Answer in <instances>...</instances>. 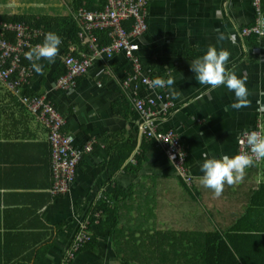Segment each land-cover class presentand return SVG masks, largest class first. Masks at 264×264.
<instances>
[{
  "label": "crops",
  "instance_id": "0c3cea01",
  "mask_svg": "<svg viewBox=\"0 0 264 264\" xmlns=\"http://www.w3.org/2000/svg\"><path fill=\"white\" fill-rule=\"evenodd\" d=\"M148 1V32L139 40L138 80L133 79V61L120 53L95 60L74 90H57V81L63 77L57 76L65 67V58L72 49L75 57L83 49L70 47L66 53L60 37L55 62L38 61L43 65V75L34 71L26 84L29 95H46L53 100L65 120L64 133L71 135L78 146L93 144V151L79 164L70 195L53 192L50 130L0 83V258L18 257L7 264H123L108 233L88 229L97 235L96 248L79 251L73 243L107 185L128 192L144 180L165 178L169 186H155L132 199L128 205L133 207L132 221H180L181 226L184 221H192L189 208L194 202L184 194L181 183L171 185V178L176 177L173 163L154 142L142 140L140 129L146 119L135 107L137 97L155 98L156 108L167 99L176 103L168 115L156 117V125L179 136L188 154L189 170L203 195L202 206L211 209L212 221H220L217 224L221 226L225 221H246L243 214L253 206L247 197L253 198L259 208L264 203L255 198L264 192V160L257 177L259 185L226 184L222 195L216 197L200 183L204 153L209 158L236 155L241 133L253 130L259 120L264 124V40L242 36L243 29L255 23L252 0ZM73 2L0 0V17L67 19ZM45 33L37 34L35 45L43 41ZM221 33L227 38L218 41ZM10 37L14 41V35ZM210 45L228 50L226 68L246 78L248 107L231 108L235 95L226 86L212 89L195 79L190 63ZM26 60L23 57V62ZM26 66L32 68V63ZM169 76L175 80L172 90L178 96L169 88L153 89L140 82ZM120 146L132 149L130 160L121 170L112 172L108 164L112 152ZM136 155L143 163L137 172H131L126 167ZM253 214L259 217L253 221H262L260 210ZM123 217L127 221L128 209ZM148 242L153 247L150 238ZM183 251L181 247V257Z\"/></svg>",
  "mask_w": 264,
  "mask_h": 264
},
{
  "label": "trees",
  "instance_id": "16d2710c",
  "mask_svg": "<svg viewBox=\"0 0 264 264\" xmlns=\"http://www.w3.org/2000/svg\"><path fill=\"white\" fill-rule=\"evenodd\" d=\"M148 4L149 1L147 2V7ZM107 6L108 0H74L73 4H71L70 18L67 19H54L51 17H43L39 20L33 17H27L26 19L13 17L12 19L3 16L0 17V23L24 24L30 29L32 28L31 30L34 34H38L41 31L46 33L49 31L55 32L63 39L64 45L67 48L66 53H69L68 49L70 47H76L77 49H79L78 47H83L79 37L80 28L74 19V15H77L80 9H83L86 13H97V11L106 9ZM126 25L127 23L124 24V27H127L130 31L131 24ZM94 34L102 46L111 44L107 32ZM9 40L14 42L10 36ZM34 42L36 43V41ZM84 49L83 47L81 50L83 51ZM23 63L24 65L31 64L27 60ZM66 72V68H62L57 78H61ZM24 94L31 96L27 93V86L24 89ZM154 124L157 127L155 122ZM158 131L165 132L159 129ZM141 136L143 142L145 140L153 142V140L147 139L144 135L141 134ZM180 145L184 152L183 168L185 176L173 164L176 177L171 178V185L175 184L176 186L181 183L180 185L184 188V194L186 193L194 202V205L189 208L192 221H184V226L180 225V221H132L131 214L133 207H128V205L135 196H138V193L151 192L155 186L164 184L165 187L169 186V182L165 183V178H150L138 183L128 192L107 185L92 211L89 222L86 221L89 231L94 229L98 233H108L112 246L123 264H264V203L259 208L258 203L252 201L253 198L247 197L253 203V208L249 206L246 208L245 214H243L246 221H225L224 226L217 224L220 221H212V211L209 208L204 209L202 206L203 195L201 191H198V181L191 174L188 164V154L185 152L182 143ZM155 146L157 145L155 144ZM131 153L132 149L128 146L115 148L108 164L110 171L117 172L121 170L130 160ZM263 160L254 161L253 166L245 170L243 179L237 183L248 182L251 185H259L257 177ZM142 163L141 157L136 155L134 162L129 163L126 169L131 172H137L141 168ZM256 196L264 201L263 191L257 193L255 198ZM204 206L206 207V205ZM127 209L128 217L127 221H124L123 214L124 210ZM258 210L262 212V218L260 217L262 221H253L259 218L253 214V212ZM87 234L90 237V241L82 249L96 248L98 242L97 235L95 233L92 235V232H88ZM138 234L141 237H138ZM148 236L153 247L149 246ZM169 237L171 242H169ZM212 238L220 240H213L212 242L210 240ZM181 239H185V242H181ZM181 247L184 248L183 257L180 256ZM11 258L6 256L5 260L0 258V264L9 263ZM35 264L40 263L36 261Z\"/></svg>",
  "mask_w": 264,
  "mask_h": 264
},
{
  "label": "built area",
  "instance_id": "2783aa9c",
  "mask_svg": "<svg viewBox=\"0 0 264 264\" xmlns=\"http://www.w3.org/2000/svg\"><path fill=\"white\" fill-rule=\"evenodd\" d=\"M255 11V23L244 29V38H257L264 40V6L263 0H252ZM148 0H108V6L97 13H86L80 9L74 19L80 28L79 37L85 48L75 57L71 53L65 58L64 65L66 74L57 81V90L71 91L77 87L79 78L88 74L92 63L101 57H112L123 53L132 61L134 73L138 80L140 76L141 63L139 56L135 54L138 50L137 40L143 38L148 32ZM131 24V30L124 24ZM126 25V26H127ZM107 32L110 45L102 46L94 33ZM14 35V42L9 36ZM37 34L24 24H1L0 23V82L21 101L48 127L49 140L52 147V168L54 177L53 192L55 195H70L74 184L78 166L85 155L93 151V144L78 146L71 135L62 131L65 120L52 99L46 95L26 96L23 92L26 84L34 74L31 67L24 65L23 57L35 44ZM145 84L150 87L151 81L144 79ZM135 107L141 111L146 118V123L141 127V134L147 139L153 140L171 159L179 172L185 176L183 163L184 152L181 148L179 136L173 130L159 132L154 122L159 115H168L174 106L173 100H165L160 108H156V100L153 97L143 96L135 99ZM263 120H259L251 131L263 133ZM250 151L244 137L239 139L238 153ZM260 161V160H259ZM88 223L80 227V233L76 236L74 245L76 250H82L89 241Z\"/></svg>",
  "mask_w": 264,
  "mask_h": 264
},
{
  "label": "clouds",
  "instance_id": "9594fccd",
  "mask_svg": "<svg viewBox=\"0 0 264 264\" xmlns=\"http://www.w3.org/2000/svg\"><path fill=\"white\" fill-rule=\"evenodd\" d=\"M226 38L223 33L217 37L218 41H223ZM61 43L60 36L49 31L44 34L41 43L36 44L25 53L26 59L32 63V68L37 74L43 75V65L38 61L46 60L49 63H54ZM229 58L228 50L223 48L218 50L215 46L210 45L202 56L191 61L190 68L195 73V79L199 84L210 86L212 89L222 85L226 86L235 95V101L230 107L239 110L249 106V91L246 86V78L238 77L235 72L226 68ZM174 83V78L170 76L168 79L157 77L151 80L150 87L153 89L169 88L174 96H178L179 93L172 90ZM241 135L250 151L240 152L233 156L221 155L219 158L215 156L209 158L208 153L203 154L204 159L200 166L203 175L200 177V183L203 187L210 189L216 197L222 195L226 184L233 185L242 180L245 170L253 166L254 161L264 159V133L245 131Z\"/></svg>",
  "mask_w": 264,
  "mask_h": 264
},
{
  "label": "rangeland",
  "instance_id": "374dc122",
  "mask_svg": "<svg viewBox=\"0 0 264 264\" xmlns=\"http://www.w3.org/2000/svg\"><path fill=\"white\" fill-rule=\"evenodd\" d=\"M66 9H68V7L66 6ZM42 11V13H43V11L44 10H41ZM68 11V10H67ZM41 13V14H42ZM140 40V39H139ZM139 40H137V42H136V45L138 46V50L135 52V54L136 55H138L139 56V53H140V44H139ZM126 55V54H125ZM127 56V55H126ZM103 57H105V56H103ZM102 58V57H101ZM133 77H136V74L134 73V75H133ZM139 79V78H138ZM140 82L143 84V82H144V79H142V80H140ZM145 84V83H144ZM147 85V84H146ZM148 86V85H147Z\"/></svg>",
  "mask_w": 264,
  "mask_h": 264
}]
</instances>
